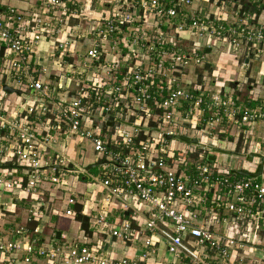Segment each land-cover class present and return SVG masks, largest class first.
I'll return each mask as SVG.
<instances>
[{
  "label": "built area",
  "instance_id": "2783aa9c",
  "mask_svg": "<svg viewBox=\"0 0 264 264\" xmlns=\"http://www.w3.org/2000/svg\"><path fill=\"white\" fill-rule=\"evenodd\" d=\"M37 1L0 0V219L12 199H30L33 224L0 222V264H141L159 249L172 264H264V165L259 178L235 173L258 165L245 157L260 153L264 100L248 105L257 97L241 100L237 82L216 87L205 69V49L238 58L239 69L264 63V18L244 5L264 0H202L207 9L115 0L95 18L78 0ZM71 18L86 27L77 31ZM40 41L54 47L51 78L36 56ZM75 43L83 57L64 65ZM3 86L30 101L11 104ZM228 136L239 140L233 167L213 151L231 149ZM81 182L93 190L76 211ZM57 191L62 216L86 217L75 237L43 232L44 192ZM115 242L134 252L117 256Z\"/></svg>",
  "mask_w": 264,
  "mask_h": 264
},
{
  "label": "crops",
  "instance_id": "0c3cea01",
  "mask_svg": "<svg viewBox=\"0 0 264 264\" xmlns=\"http://www.w3.org/2000/svg\"><path fill=\"white\" fill-rule=\"evenodd\" d=\"M5 1L8 4H11V5H14L17 7H25L27 2H32V1H35L36 3H38L37 0H5ZM78 1L85 3L86 8L84 10V13L86 14V16L89 18H95V17H98L100 14L105 13L108 3L111 1H115V0H78ZM192 8L193 9H195V8L207 9L208 4L206 3V1L194 0V1H192ZM200 11H202V10L200 9ZM257 16H259L261 19L264 18V6L260 10V12L257 14ZM68 23H69V26H73V28L77 29V31H78L79 27L80 28L86 27V25L83 22H80V20L78 18H71V19H69ZM84 49H85L84 46H81V45L75 43L73 45V48L70 47V50L72 52H74L72 55H68L71 58L65 57V56L62 57L64 65H65V60L77 61L81 57H83ZM51 53H53V56L51 57V59H57L55 51H54V47L52 46V44L49 41H40L38 43V46L36 48L37 59L42 65L46 66V68H45L46 74L48 73L50 75L49 76L50 78H51V76L53 77V74L57 73V70L54 67H52V69H51L52 62H51V59L49 58ZM205 53H206V59L208 61V65H205V69L209 73L212 72L213 84H215L216 87H219L220 83H223L225 85V83H227L226 81H228V80H224L223 78L225 77L228 79V75L231 74L230 73L231 71L224 69V72L219 75L218 72L215 71V68L212 67V66L215 67L217 65L219 66V63L215 60V58H217V57L220 58L221 54L223 52H220L219 50H212V51L210 50L209 51L208 49H205ZM226 56H229V55H226ZM230 57H232V56H230ZM232 61H236V62L231 63L232 65L234 63H236V64H234L236 67H238V64H240V61L238 58L232 57ZM251 65H255L257 68L255 70V74H257L256 76H259V75L261 76L263 74L264 63L259 62V61H252V63H249L248 66H251ZM259 66L262 67L261 70L258 68ZM63 67L60 71H58V74H60L62 76V79L65 78V66H63ZM238 69H239V67L237 68V70ZM230 83H231V81L228 82L227 84L229 85ZM71 85H73V83H71ZM228 85H225V86H228ZM4 92L5 93H4L3 99L9 100L11 102V104L12 103H15V104H22L23 103L24 104L25 102L30 101V98H28V97L25 98V95L19 93L18 91H17V93H15V92L7 93L6 91H4ZM59 94H62V93H59ZM235 94L237 95V93H235ZM245 98L248 99L247 101H249V99L253 98V96L248 95ZM258 101H259V99L257 100V102H253V101H249V102H251V103L253 102L254 104H256V103H258ZM258 127L263 128L264 126L259 123ZM226 129L228 130V128H226ZM256 131H257V136H258L259 135L258 130H256ZM261 131L263 133L264 129L263 130L260 129V132ZM222 137H224L223 134H222ZM228 139L230 142H232L233 141L232 139H234V138L228 136ZM233 142H235V144H233V143L227 144V146L229 148H231V149H228V152H231V154H234V153L238 152V150H239V140L234 139ZM260 142L263 144L264 141H260ZM67 146H68L67 151L71 155L72 150L75 149V147L72 148L73 142L72 141L69 142V144H67ZM255 154H259V152L255 153ZM258 157H256V158H258ZM255 161L260 162L258 159ZM248 162H250V161H248ZM87 170H89V169H87ZM260 174H261V172H260ZM255 177L259 178V175L255 176ZM80 179H81V181H83L84 178H80ZM77 187H78L79 191H81V194H79V196L77 197L76 204L71 206L72 209H74L76 211L79 209L80 206L82 207L83 200L90 198L89 193L87 191L93 190V189L86 188L87 185L83 184L82 182L78 183ZM99 197H100V194H99L98 198ZM51 199H52V201L48 202V200H51ZM6 200H7V197H4V196L1 199V201H6ZM43 201L46 202V205L48 206V210L43 212L44 217H43V222L41 224L44 234H47V232L50 229H53L55 232L64 233L67 235V237H70V238L78 235V227L79 226L77 224V220L72 221L71 219H67L60 214V212H62V210L65 209V192L57 191L55 193L54 197H50V196H48V192H44ZM29 202H30V199H20V200H17V198L12 199L6 208L7 210L5 212H3L4 216H2V218L0 219L2 226L5 227L9 224H11V225L12 224L26 225L29 227L33 226L32 223H27L25 221L26 214H25L24 210H25V208H28ZM64 222H65V224H64L65 227H61V225ZM114 245H115L114 246V252L117 256H119L121 254L131 255L134 252V249L129 245H126V244L124 245V244L119 243V242H115ZM168 260H169V257L167 256V254H165L162 249H159L156 257L150 259L148 261L149 263L146 262V263H141V264H172V263L166 262ZM31 264H46V263L44 261L39 260V261H33Z\"/></svg>",
  "mask_w": 264,
  "mask_h": 264
},
{
  "label": "rangeland",
  "instance_id": "374dc122",
  "mask_svg": "<svg viewBox=\"0 0 264 264\" xmlns=\"http://www.w3.org/2000/svg\"><path fill=\"white\" fill-rule=\"evenodd\" d=\"M215 60L219 63V66L217 65L215 67L214 66H212V67L215 68V71L218 72L219 75L224 72V69L231 71L230 72L231 74L228 75V79L225 77L223 78L224 80H228V81H226L227 83L230 81H231V83L229 85L227 83H225V85H228L229 88L234 87V89L236 90L237 87H235L236 86L235 83L237 82L239 84L238 87H240V89L236 90V92H237L238 97L241 100L247 101L248 99H246L245 97L248 95L253 96V97H257V100L258 99L264 100V71H263V74L261 76L260 75L256 76L257 74H255V70L257 68L255 65L248 66L247 68H245L246 70L244 68L237 70L238 67H236L234 65L236 63H234L233 65L231 64V63L236 62V61H232V57H230V55L226 56V54H224V53L221 54L220 58L219 57L215 58ZM258 68L260 70L262 69L261 66H259ZM248 91H250V93H248ZM260 129L263 130L264 127L263 128L259 127L260 139H257V140L258 141H264V132L263 133H262V131L260 132ZM259 150H260L259 154L261 157H259L258 160L261 162L262 157L264 158V142H263V144L261 143ZM85 153H86L85 154V161L87 163H89L92 160V152L89 149H87V151ZM223 154L225 156L226 162L231 167L235 166L236 164H238L241 161V157L239 155L227 154L225 152ZM219 158H220V155L218 153H216L215 159H219ZM89 172L91 174H96L98 172V169L96 166H92L91 168H89ZM64 224H65V222L61 225V227H65Z\"/></svg>",
  "mask_w": 264,
  "mask_h": 264
},
{
  "label": "water",
  "instance_id": "95a60500",
  "mask_svg": "<svg viewBox=\"0 0 264 264\" xmlns=\"http://www.w3.org/2000/svg\"><path fill=\"white\" fill-rule=\"evenodd\" d=\"M2 89H3L4 91H6L7 93H10V92H15V93H17V91H14L13 89H11V88H9V87H6V86H3ZM177 138L180 139V140H182V141H184V142H186V143H195V139H188V138L185 137V136H177ZM213 151H215V152H220V153L225 152V153H227V154H231V152H228V151H222V150L217 149V148H214ZM253 156L258 157L259 154H252V153H249V154L246 155L245 159H246L247 161H251V159H252ZM212 158H213V155H209V156H207V159H208V160H212ZM92 166H93V164H89V165H87V166L85 167V169L87 170V169H89V168L92 167ZM260 172H261V164H258V165H257V167H256V169H255V171H254L253 173L245 172V171H235V173L238 174V175H240V176H251V177H255V176L259 175ZM123 214L126 215V212H124ZM103 248H105V244L103 245Z\"/></svg>",
  "mask_w": 264,
  "mask_h": 264
},
{
  "label": "trees",
  "instance_id": "16d2710c",
  "mask_svg": "<svg viewBox=\"0 0 264 264\" xmlns=\"http://www.w3.org/2000/svg\"><path fill=\"white\" fill-rule=\"evenodd\" d=\"M244 5H245V8H248V9H251V11H254L256 15H257V14L260 12V10L263 8V7L255 8L254 6H250V5H248V4H244ZM247 104L250 105V106H253V105H254L253 102H252V103H251V102H248ZM75 220L79 221L80 224H81V226L85 227V225H86V217H85V216L80 215L78 212H76Z\"/></svg>",
  "mask_w": 264,
  "mask_h": 264
},
{
  "label": "flooded vegetation",
  "instance_id": "af4514ba",
  "mask_svg": "<svg viewBox=\"0 0 264 264\" xmlns=\"http://www.w3.org/2000/svg\"><path fill=\"white\" fill-rule=\"evenodd\" d=\"M234 154L237 155L238 152H236V153H234ZM252 154H255V153H252ZM259 157H261L260 154H259ZM259 157H258V158H259ZM253 158H256V156H253L251 160H253ZM258 158H256V160H257ZM257 164H261V167H262V166L264 165V158L262 157V161H261V162H258V161H257Z\"/></svg>",
  "mask_w": 264,
  "mask_h": 264
},
{
  "label": "clouds",
  "instance_id": "9594fccd",
  "mask_svg": "<svg viewBox=\"0 0 264 264\" xmlns=\"http://www.w3.org/2000/svg\"><path fill=\"white\" fill-rule=\"evenodd\" d=\"M224 151V150H223ZM220 153V152H219Z\"/></svg>",
  "mask_w": 264,
  "mask_h": 264
}]
</instances>
